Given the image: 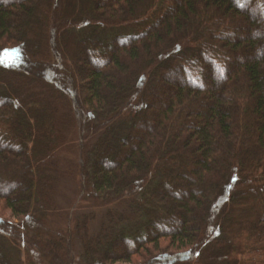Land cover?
<instances>
[{
    "label": "trees",
    "instance_id": "1",
    "mask_svg": "<svg viewBox=\"0 0 264 264\" xmlns=\"http://www.w3.org/2000/svg\"><path fill=\"white\" fill-rule=\"evenodd\" d=\"M9 52L0 264H264V0H0ZM74 109L96 231L54 227Z\"/></svg>",
    "mask_w": 264,
    "mask_h": 264
},
{
    "label": "rangeland",
    "instance_id": "2",
    "mask_svg": "<svg viewBox=\"0 0 264 264\" xmlns=\"http://www.w3.org/2000/svg\"><path fill=\"white\" fill-rule=\"evenodd\" d=\"M244 11H246L244 9ZM258 16L260 14H254ZM241 35L243 34L240 33ZM245 43V42H244ZM248 42H246L240 49L239 52H243L248 47ZM0 61H3L6 64L11 66L19 64L18 57L16 53H4L0 57ZM59 69L55 74H58ZM67 85V84H66ZM69 87V86H68ZM70 88V87H69ZM68 96V95H67ZM69 97V96H68ZM153 103H161L162 100L158 96H153L152 98ZM74 107V106H73ZM68 110L67 108H61L60 113ZM73 117V125L70 127H63V137H65L66 142L65 144H61L59 148V152H57V156L60 157V164L61 170L65 171L64 175L58 178L59 182L57 183V211L60 212L59 214L62 215L61 218L56 217L54 227L63 229L69 225L66 220V216L71 214L72 216L76 213L78 215H82L84 211H95L97 212V219L92 223V230L96 231L100 227L101 220L103 219L104 210L99 209L96 207H89L88 202L85 198V181L84 178L81 177L80 174V148L78 146V138H79V122H80V115L79 112L74 109V113L72 114ZM63 173V172H62ZM103 210V211H102ZM4 216H9L10 211L7 209L0 210ZM75 241H78L77 239ZM76 249L80 251V244L76 242ZM116 264H126L123 261H118Z\"/></svg>",
    "mask_w": 264,
    "mask_h": 264
}]
</instances>
